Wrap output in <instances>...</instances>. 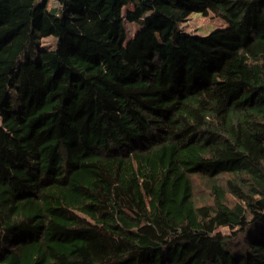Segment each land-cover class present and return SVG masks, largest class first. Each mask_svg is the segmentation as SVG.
<instances>
[{
	"label": "trees",
	"instance_id": "1",
	"mask_svg": "<svg viewBox=\"0 0 264 264\" xmlns=\"http://www.w3.org/2000/svg\"><path fill=\"white\" fill-rule=\"evenodd\" d=\"M49 1L0 0V264H264V0Z\"/></svg>",
	"mask_w": 264,
	"mask_h": 264
},
{
	"label": "rangeland",
	"instance_id": "2",
	"mask_svg": "<svg viewBox=\"0 0 264 264\" xmlns=\"http://www.w3.org/2000/svg\"><path fill=\"white\" fill-rule=\"evenodd\" d=\"M53 0L49 1L50 8L53 9ZM132 6L129 5L125 7L124 11L126 12L128 9H131ZM125 26L127 30V38H132L136 32L140 29V25L137 23H130L127 20L125 21ZM181 28L189 33L197 34V35H207L215 30L224 29L228 27V23L220 16H216L214 13H210L208 15H204L199 12H194L190 16H188L185 20H183L180 24ZM127 39V40H128ZM56 45V37L54 35H49L41 40V46L54 48ZM196 192V201L205 202L209 198L208 189L204 184L197 185ZM243 240V237L239 238Z\"/></svg>",
	"mask_w": 264,
	"mask_h": 264
}]
</instances>
